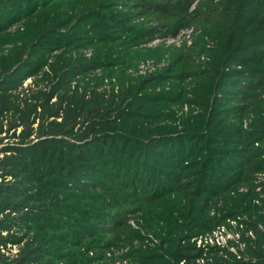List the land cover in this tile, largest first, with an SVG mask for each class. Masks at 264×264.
Instances as JSON below:
<instances>
[{
	"label": "trees",
	"instance_id": "16d2710c",
	"mask_svg": "<svg viewBox=\"0 0 264 264\" xmlns=\"http://www.w3.org/2000/svg\"><path fill=\"white\" fill-rule=\"evenodd\" d=\"M193 1L0 0V264H264V0Z\"/></svg>",
	"mask_w": 264,
	"mask_h": 264
},
{
	"label": "built area",
	"instance_id": "2783aa9c",
	"mask_svg": "<svg viewBox=\"0 0 264 264\" xmlns=\"http://www.w3.org/2000/svg\"><path fill=\"white\" fill-rule=\"evenodd\" d=\"M206 1L208 0H194L189 9V12L194 11L199 4ZM212 1L214 3H217L220 0H212ZM139 21H142V19H140ZM198 35H199V31H197L194 27L190 26L181 29L174 36L155 37L145 46L157 47L160 45H164L165 47H172L178 50L184 48L189 49L193 46L194 40ZM203 59L204 57H201V60ZM164 64H165L164 62L158 65H155L154 62L142 63L138 67V74L144 75L146 73H151L156 68H160L164 66ZM255 184L257 185V192H260L262 189V185H264V173H260L256 175ZM227 223L229 224V227L228 226L218 227L210 234H207L205 236H200L198 238L193 239L192 241H195L197 248H202L204 251H207L208 248L211 247V248H219L221 250L226 249L228 252H231L236 255L237 249L236 247H234L233 244H236L239 250H242L244 248V245L240 243V234L236 230L235 222L227 221ZM129 224L132 227L136 228L134 220L131 219L129 221ZM249 235H251V233H249ZM108 264H112V263H108ZM114 264H120V262H116Z\"/></svg>",
	"mask_w": 264,
	"mask_h": 264
},
{
	"label": "rangeland",
	"instance_id": "374dc122",
	"mask_svg": "<svg viewBox=\"0 0 264 264\" xmlns=\"http://www.w3.org/2000/svg\"><path fill=\"white\" fill-rule=\"evenodd\" d=\"M31 82H32V80H27V81L25 82L23 88H28L29 86H31V85H32ZM20 132H21V129H18V130L16 131V135H18ZM2 137H4V140H3V142H2L3 145L13 142V140L10 138V137H11V132H10L8 135H2ZM0 147H1V146H0ZM16 252H17L16 248H13V249L11 250V254H15Z\"/></svg>",
	"mask_w": 264,
	"mask_h": 264
}]
</instances>
